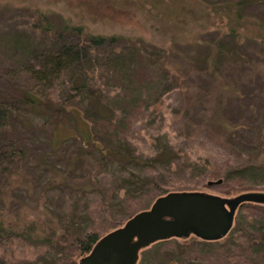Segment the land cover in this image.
<instances>
[{
  "label": "trees",
  "instance_id": "16d2710c",
  "mask_svg": "<svg viewBox=\"0 0 264 264\" xmlns=\"http://www.w3.org/2000/svg\"><path fill=\"white\" fill-rule=\"evenodd\" d=\"M125 1L138 10L135 12L141 15V28L150 38L134 32L127 39L115 34L103 36L63 22L60 32L76 35L78 44H63L56 49L25 42L16 48L8 68L12 99L33 112L42 111L53 124L62 121L71 124V131L74 130L84 145L83 155L92 161L89 178L92 188L102 194H99V204L107 210L108 193L116 194L118 188L120 191L128 188L120 200L124 206V222L135 214L137 203L142 199L153 202L168 193L199 192L207 181L221 180L214 188L228 196L264 189L262 129L257 130L249 152L241 154L229 148V153L222 158L207 154L194 160L178 158L166 135L160 132L145 156L137 151L134 143L141 140L140 130L145 132L156 120L149 105L151 87L146 88L144 84L156 86L162 83L164 74L174 77L169 55L176 49L196 44L207 49L202 62L215 80H219L222 62L236 57L245 44H252L264 55V18L260 17L264 13V0ZM133 16L129 13L130 18ZM159 67L161 72L157 71ZM8 119V109L0 105V132L9 128ZM23 152L25 149L18 147L9 136L8 143L0 146V161L4 158L7 165L13 164ZM70 161L69 158L63 166L62 177L70 168ZM105 166L111 169L109 175L100 177L103 173L100 170ZM133 166L141 168L143 174H150V178L131 173ZM53 174L59 175L55 171ZM100 182L107 186L102 187ZM136 183L147 188L146 191L130 192ZM118 184L122 185L117 187ZM92 188L84 183L75 192L85 193ZM237 212L222 238L211 241L198 238L201 243L169 239L154 246L159 251L169 248L175 255L186 249L184 259L188 258L180 264H191V256L193 259L203 256L207 260L205 264H264V205L241 203ZM49 224L47 219L20 226L8 224L7 228L0 224V246L10 244L22 253L26 244L35 248L58 244L65 252L50 264H78L99 238L122 226L111 231L103 229L101 234L89 228L76 236L60 229L57 236ZM58 237L64 241L59 243ZM18 260L9 255L1 258L0 264L45 263L43 258L30 262Z\"/></svg>",
  "mask_w": 264,
  "mask_h": 264
},
{
  "label": "rangeland",
  "instance_id": "374dc122",
  "mask_svg": "<svg viewBox=\"0 0 264 264\" xmlns=\"http://www.w3.org/2000/svg\"><path fill=\"white\" fill-rule=\"evenodd\" d=\"M125 2L0 0V105L9 112V128L0 132V146L7 144L10 136L18 147L25 149L19 161L13 164L7 165L4 158L0 161V224L4 228L8 224L20 226L47 219L50 222L48 227L56 234L61 229L68 235L76 236L89 228H95L101 234L103 229L111 231L124 224V206L120 200L128 188L123 191L118 188L116 194L108 193L107 210L99 204V194H102L92 188L89 178L92 161L89 156L83 155L84 145L74 130L71 131V124L63 121L53 124V120L42 111L33 112L26 105L15 102L10 91L12 80L8 68L16 48L25 42L50 45L56 49L63 44H78L76 35L60 32L63 22L82 26L93 34L103 36L115 34L127 39L134 32L150 38L141 28V15L135 12L138 10ZM129 13L135 16L130 18ZM260 17L264 18V13ZM187 41L195 44L193 40ZM206 53L207 49L197 44L176 49L169 55L174 77L171 79L160 73L163 75L160 85L144 84L146 88L151 87L148 104L156 114V120L145 132L140 130L141 140L134 142L143 156L152 148L158 132L166 135L178 158L194 160L206 154L222 158L229 153V148L241 154L249 152L252 142L255 143L257 130H264V55L252 44H245L236 57L222 62L218 71L219 80H215L202 62ZM157 71L161 72L160 67ZM69 158L70 168L62 177L63 166ZM130 169L140 178L151 176L147 172L143 174L138 166ZM110 170L105 166L100 170L103 172L100 177L103 174L108 176ZM54 171L60 176L56 177ZM84 183L92 190L76 193V187ZM205 183L199 193L221 199L251 193L222 195L221 189L214 188L218 185L206 187ZM146 189L136 183L130 187V192L142 193ZM254 192L264 194V189ZM152 203L148 198L142 199L137 203L139 207L135 214L148 209ZM237 214L236 209L234 216ZM187 239L200 242L192 235ZM58 240L59 243L64 241L60 237ZM170 240L182 242L184 239ZM154 244L139 250L136 264H180L188 258L184 259L187 252L184 248L182 253L175 255L169 248L159 251ZM41 246L35 248L26 244L20 253L10 244L1 245L0 260L11 255L23 262L43 258L45 263L41 264H50L65 252L58 244L50 248ZM190 260L191 264L207 263L203 256L200 259L191 256Z\"/></svg>",
  "mask_w": 264,
  "mask_h": 264
},
{
  "label": "water",
  "instance_id": "95a60500",
  "mask_svg": "<svg viewBox=\"0 0 264 264\" xmlns=\"http://www.w3.org/2000/svg\"><path fill=\"white\" fill-rule=\"evenodd\" d=\"M221 180L207 181L206 187ZM241 203L264 205V194L251 192L221 199L199 192L168 193L150 207L105 234L78 264H136L139 250L156 242L192 235L211 241L226 235Z\"/></svg>",
  "mask_w": 264,
  "mask_h": 264
}]
</instances>
